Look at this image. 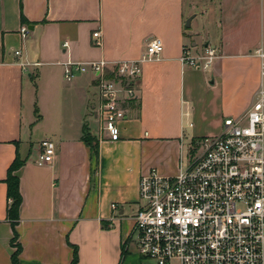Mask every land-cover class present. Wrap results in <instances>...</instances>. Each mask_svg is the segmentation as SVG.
I'll use <instances>...</instances> for the list:
<instances>
[{
    "label": "crops",
    "instance_id": "1",
    "mask_svg": "<svg viewBox=\"0 0 264 264\" xmlns=\"http://www.w3.org/2000/svg\"><path fill=\"white\" fill-rule=\"evenodd\" d=\"M150 38L163 52L141 65L135 99L122 104L119 139L110 141L94 115L93 74L66 80L63 64L139 60ZM206 45L219 54L209 71L180 64L183 46ZM257 51L264 0H0V264H13L16 250L4 182L15 159L18 264H69L72 247L77 264H155L132 239L139 177L151 168L176 175L199 138L245 113L259 85ZM43 140L56 152L38 166Z\"/></svg>",
    "mask_w": 264,
    "mask_h": 264
},
{
    "label": "built area",
    "instance_id": "2",
    "mask_svg": "<svg viewBox=\"0 0 264 264\" xmlns=\"http://www.w3.org/2000/svg\"><path fill=\"white\" fill-rule=\"evenodd\" d=\"M19 32L24 38L28 30ZM92 37L99 47L100 33ZM162 52V41L150 38L139 60L63 64L66 80L75 73L93 74L94 115L110 141L119 139L118 123L126 117L122 104L135 99L141 65L158 61ZM218 55L212 46L198 51L183 46L179 62L209 71ZM256 55L259 85L245 113L225 118L220 134L200 139L176 175L165 176L154 168L141 173L132 227L141 257L155 264H264V52ZM20 66L26 70L30 65ZM55 152L52 141H41L36 164L51 163Z\"/></svg>",
    "mask_w": 264,
    "mask_h": 264
},
{
    "label": "trees",
    "instance_id": "3",
    "mask_svg": "<svg viewBox=\"0 0 264 264\" xmlns=\"http://www.w3.org/2000/svg\"><path fill=\"white\" fill-rule=\"evenodd\" d=\"M21 22L24 23L25 20L23 17H21ZM83 142L90 148V151L92 153L93 158L97 160L98 157V146L96 140L88 133L83 130ZM22 165V162L15 159L12 164L9 166L5 178V184L7 186V197L9 200H11V203L9 207L7 208V221L10 223V226L13 231V238L11 241V245L15 247V252L11 256V261L13 264H18V256L21 252V247L18 245H15L14 242L17 239V234L15 232V227L18 223V209L21 203V195L19 192V180L15 176L14 172ZM73 249V255L72 260L69 264H77L78 261V255H77V249L75 247H72Z\"/></svg>",
    "mask_w": 264,
    "mask_h": 264
},
{
    "label": "rangeland",
    "instance_id": "4",
    "mask_svg": "<svg viewBox=\"0 0 264 264\" xmlns=\"http://www.w3.org/2000/svg\"><path fill=\"white\" fill-rule=\"evenodd\" d=\"M213 129L216 131L215 135H217V134H219V133L221 132V127L219 128L218 126H215ZM210 130H211V129H210ZM210 130H209V131H210ZM213 133H214V131H213ZM207 135H209V134H207ZM215 135H214V136H215ZM205 137H207V136H205ZM203 138H204V137H203ZM200 139H202V137L199 138V140H200ZM199 140H198V141H199ZM198 141H197V142H198ZM197 150H198V149H197ZM197 150H196V151H197ZM173 264H176V263H173Z\"/></svg>",
    "mask_w": 264,
    "mask_h": 264
}]
</instances>
